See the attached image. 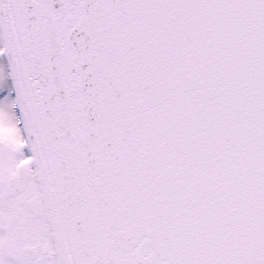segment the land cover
<instances>
[{
  "label": "snow or ice",
  "instance_id": "1",
  "mask_svg": "<svg viewBox=\"0 0 264 264\" xmlns=\"http://www.w3.org/2000/svg\"><path fill=\"white\" fill-rule=\"evenodd\" d=\"M0 264H264V0H0Z\"/></svg>",
  "mask_w": 264,
  "mask_h": 264
}]
</instances>
